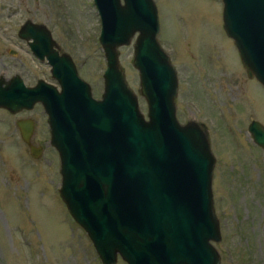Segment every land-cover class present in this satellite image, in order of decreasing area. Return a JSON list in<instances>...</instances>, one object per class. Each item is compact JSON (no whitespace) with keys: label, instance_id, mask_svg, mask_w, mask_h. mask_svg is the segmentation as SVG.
I'll list each match as a JSON object with an SVG mask.
<instances>
[{"label":"water","instance_id":"obj_1","mask_svg":"<svg viewBox=\"0 0 264 264\" xmlns=\"http://www.w3.org/2000/svg\"><path fill=\"white\" fill-rule=\"evenodd\" d=\"M93 1L106 63L100 98L71 57L51 46V76L60 88L0 76V108L15 114L42 104L60 161L57 190L101 264L118 257L127 264H220L213 245L221 239L212 203L215 156L200 123L176 118L177 71L157 39L155 2ZM221 1L222 26L246 74L264 87V0ZM37 27L44 25L25 21L21 36L44 34ZM133 38L132 64L147 118L118 62V48ZM29 46L39 49L36 39ZM16 126L38 159L43 149L31 143L33 120L19 119ZM247 130L264 152V125L252 120Z\"/></svg>","mask_w":264,"mask_h":264},{"label":"rangeland","instance_id":"obj_2","mask_svg":"<svg viewBox=\"0 0 264 264\" xmlns=\"http://www.w3.org/2000/svg\"><path fill=\"white\" fill-rule=\"evenodd\" d=\"M154 2L157 39L177 71L176 118L181 124H202L215 156L212 203L221 239L213 245L220 264H264V152L247 130L251 120L264 125V87L247 81L222 26L221 0ZM96 10L93 0H0V27L13 33L26 19L48 24L71 54L77 74L100 98L106 63ZM3 36L0 30L1 55L10 45ZM133 40L118 48V62L147 118L132 64ZM21 71L20 66L0 63V75L6 78ZM24 81L32 84L34 79L25 76ZM26 117L36 120L34 137L43 145L38 159L31 157L16 129V121ZM45 117L41 105L15 114L0 108V264H101L88 235L60 198V161ZM115 264L127 263L118 257Z\"/></svg>","mask_w":264,"mask_h":264},{"label":"flooded vegetation","instance_id":"obj_3","mask_svg":"<svg viewBox=\"0 0 264 264\" xmlns=\"http://www.w3.org/2000/svg\"><path fill=\"white\" fill-rule=\"evenodd\" d=\"M27 20H30L36 24L44 25V27H37L36 28L38 32L44 31V34H37L36 36L30 35L28 37L21 36L20 32L23 31L22 24H24L25 21H27ZM25 21L19 27L14 28L13 33L8 32V30H10L11 28H6V27L1 28L0 27V30L2 31L3 35H5V36H3L4 40L9 42V44H10V45L6 46V48L3 50V54L2 55L0 54L1 57H3L0 59L1 65L6 66V67H8V66H12V67L13 66H20L22 68L21 74L15 73L12 76L7 77V78L5 77L6 75H3V76L0 75V76L2 78H4L5 80H9L11 77L17 75L23 80L24 83H25L24 77L28 76V78L30 77V78L34 79V82L32 84H26L25 83L27 86H33V85H36L38 82H43L44 85L45 84H47L48 86L53 85V86H56L57 88H60L58 86L57 80L53 76H51L52 75L51 74V46H52V49L58 53V55L68 54L71 57V59L73 60L71 54H69L65 49H63L61 42H59L56 39L54 31L51 30V27L48 26V24H45V22H41V21H33L31 19H26ZM10 34H12V36ZM35 39L39 44V49L37 51H34L31 48V46H29L30 43L35 41ZM102 52H103V50H102ZM102 55L103 54L101 53V56ZM73 63H74V60H73ZM31 65L39 67V71L34 72L33 69L31 70V68H30ZM75 67H76V64H75ZM248 80L257 81L253 77L247 78V81ZM260 86L262 87V85H260ZM236 88H238V87H236ZM38 105H41V104L36 103L33 107L38 106ZM33 107H32V109H33ZM42 108H43V106H42ZM29 110H31V109H29ZM29 110L23 109L19 112L29 111ZM45 115H46V113H45ZM45 118H46V124L49 127V125L47 123V117H45ZM19 119H31V120H33L34 129H33V133H32L31 138H30L31 143L34 146H43L42 143L39 140L35 139V137H34V132L36 130V120H34L31 117L19 118ZM250 122L247 124V128H248ZM18 131H19V129H18ZM48 132H49V128H48ZM19 134H20V132H19Z\"/></svg>","mask_w":264,"mask_h":264}]
</instances>
